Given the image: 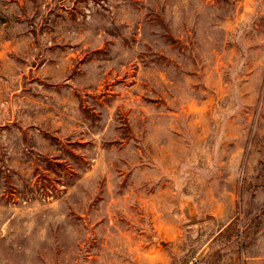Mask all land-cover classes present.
<instances>
[{
    "label": "rangeland",
    "instance_id": "374dc122",
    "mask_svg": "<svg viewBox=\"0 0 264 264\" xmlns=\"http://www.w3.org/2000/svg\"><path fill=\"white\" fill-rule=\"evenodd\" d=\"M0 264H264V0H0Z\"/></svg>",
    "mask_w": 264,
    "mask_h": 264
}]
</instances>
